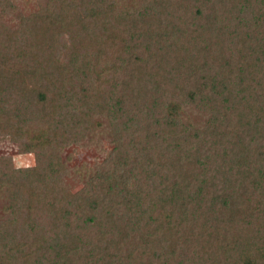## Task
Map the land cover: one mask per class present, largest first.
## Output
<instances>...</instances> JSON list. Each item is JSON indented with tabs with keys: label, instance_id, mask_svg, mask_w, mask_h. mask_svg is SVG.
<instances>
[{
	"label": "trees",
	"instance_id": "trees-1",
	"mask_svg": "<svg viewBox=\"0 0 264 264\" xmlns=\"http://www.w3.org/2000/svg\"><path fill=\"white\" fill-rule=\"evenodd\" d=\"M13 1L0 136L36 165L0 159V242L27 222L35 243L7 261L264 264V0ZM95 133L112 148L71 194L57 148ZM43 194L51 220L31 215Z\"/></svg>",
	"mask_w": 264,
	"mask_h": 264
},
{
	"label": "rangeland",
	"instance_id": "rangeland-1",
	"mask_svg": "<svg viewBox=\"0 0 264 264\" xmlns=\"http://www.w3.org/2000/svg\"><path fill=\"white\" fill-rule=\"evenodd\" d=\"M31 1H33L32 4L29 1L26 2V0H16V2L14 0L13 2L15 3L13 8L17 10V6L19 5L20 7L18 11L20 13L24 12V15H27L29 13V9L33 7V4H36L35 0ZM7 11L9 10L7 9ZM41 118H43V115H41ZM40 124H38L37 127L36 125L34 127L38 129L40 128ZM32 125L33 122L29 121L27 127H31ZM24 142V139L14 141L10 139L9 136H0V159L4 158L10 160L11 166L14 170L32 168L36 165V156L33 153L21 151L22 149L20 148V144H24ZM111 148L112 144L110 143L108 135L104 133L93 134L90 138H87L86 140L84 139L81 145L62 144L59 146V148H57L56 154L58 153L59 159L65 167L64 173H61L59 177L61 185L71 194L78 192V190L84 186L85 181L95 173L98 165L102 163ZM4 197H0V218L3 219L1 222H6V220L11 218V216L9 217L8 212L6 213V210H4V208H6L8 205V201H6ZM44 197L45 194L39 198L36 196L37 199L35 200V206H32V209L30 207L31 215H33L35 220L36 218L40 221H43L44 218H49L51 220L55 215V211H53V209L58 212V209L50 207L51 201H49V197L44 202H42ZM21 212H23V210H21ZM21 224L22 223H16L15 225L14 223L10 226V229L7 228L11 243L13 241L15 245L22 241L23 244H26V248L24 249L23 253L26 255H31L32 247L35 242L31 241L30 239L32 237L29 236V224L27 222L23 223L24 225ZM47 228L48 227L44 229L46 230ZM14 232L16 233V238L18 240L13 239ZM85 232L90 236L93 235V232ZM3 243L0 242V264L15 263L14 261L8 262L6 258L7 256H10L9 254L11 252H13V249L11 248L13 243L11 245L9 244L8 247H3ZM20 261L21 258L18 261L19 264Z\"/></svg>",
	"mask_w": 264,
	"mask_h": 264
}]
</instances>
